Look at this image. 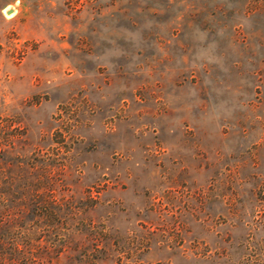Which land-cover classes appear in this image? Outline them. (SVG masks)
<instances>
[{"label":"rangeland","instance_id":"1","mask_svg":"<svg viewBox=\"0 0 264 264\" xmlns=\"http://www.w3.org/2000/svg\"><path fill=\"white\" fill-rule=\"evenodd\" d=\"M0 264H264V0H0Z\"/></svg>","mask_w":264,"mask_h":264},{"label":"water","instance_id":"2","mask_svg":"<svg viewBox=\"0 0 264 264\" xmlns=\"http://www.w3.org/2000/svg\"><path fill=\"white\" fill-rule=\"evenodd\" d=\"M11 12H12V10H9V11H8V14L11 13Z\"/></svg>","mask_w":264,"mask_h":264},{"label":"bare ground","instance_id":"3","mask_svg":"<svg viewBox=\"0 0 264 264\" xmlns=\"http://www.w3.org/2000/svg\"><path fill=\"white\" fill-rule=\"evenodd\" d=\"M12 13V12H11ZM10 14V13H9Z\"/></svg>","mask_w":264,"mask_h":264}]
</instances>
